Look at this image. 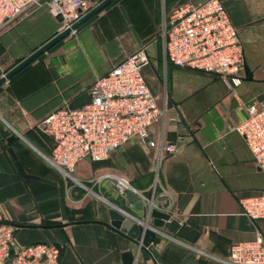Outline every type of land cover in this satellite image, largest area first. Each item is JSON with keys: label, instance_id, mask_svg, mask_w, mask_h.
<instances>
[{"label": "crops", "instance_id": "0c3cea01", "mask_svg": "<svg viewBox=\"0 0 264 264\" xmlns=\"http://www.w3.org/2000/svg\"><path fill=\"white\" fill-rule=\"evenodd\" d=\"M202 1L112 0L81 24L74 37H65L0 86V122L17 138L11 144L0 139V207L14 226L17 246L56 245L60 264H124L126 252L130 264H221L231 246L251 242L257 234L264 241V219L250 221L237 203L264 192V173L253 165L235 131L245 120L246 104H264V0H220L238 30L250 75L246 80L242 71L235 87L164 60L160 29L166 15L179 5ZM59 24L43 4L7 26L0 33V78L55 36ZM139 44L148 57L142 78L165 116L148 130L152 146L132 139L103 161L78 163L74 175L80 170L81 177L75 178L103 202L72 187L48 164L45 157L54 144L38 125L65 104L72 109L88 104L94 79ZM169 144L175 151L158 155L160 145ZM9 150L25 175L44 182L21 175ZM83 162H90L94 173ZM104 175L125 179L146 195L147 204L136 209L125 197L115 196L109 181L100 178ZM113 207L151 231L146 213L163 211L196 237L188 242L155 232L157 258L152 260L108 226L107 211H116Z\"/></svg>", "mask_w": 264, "mask_h": 264}, {"label": "built area", "instance_id": "2783aa9c", "mask_svg": "<svg viewBox=\"0 0 264 264\" xmlns=\"http://www.w3.org/2000/svg\"><path fill=\"white\" fill-rule=\"evenodd\" d=\"M100 1L0 0V32L31 9L43 4L50 16H61L59 32H62ZM160 37L164 60L170 65L217 76L228 87H235L241 82L242 45L238 30L230 23L220 0H203L197 5L183 4L175 7L166 15ZM147 63L144 49H136L110 67L105 74L94 79L88 91V104L77 109L65 104L49 113L38 125L54 144L51 155L45 157L46 161L72 187L94 194L74 176L76 166L81 161H103L131 139L152 146L148 141V130L163 121L165 109L156 104L142 78L141 69ZM244 112L245 120L235 131L248 148L253 165L264 173V104H246ZM175 149L173 144L164 147L160 145L158 155L161 150L170 154ZM100 178L109 181L115 196L124 198L126 193L131 192L142 204H147L146 195L135 191L125 179L112 175ZM98 182L99 179L94 185ZM94 196L107 202L97 194ZM237 203L242 214L250 221L264 219V192L240 198ZM119 213L129 219L125 212L120 210ZM13 233L14 226L5 220L0 207V264H60L58 246L35 244L19 247ZM219 262L264 264L262 237L257 234L251 242L231 246L227 256L219 259Z\"/></svg>", "mask_w": 264, "mask_h": 264}, {"label": "water", "instance_id": "95a60500", "mask_svg": "<svg viewBox=\"0 0 264 264\" xmlns=\"http://www.w3.org/2000/svg\"><path fill=\"white\" fill-rule=\"evenodd\" d=\"M112 0H101L98 4L94 6L89 12L85 13L77 22H75L70 28L58 32L55 36H53L50 40L45 42L43 45H41L38 49H36L34 52H32L28 57L20 61L17 65H15L10 71H8L5 75H3L0 78V86H2L5 82H7L13 75H15L17 72L22 70L24 67L35 61L40 55L45 53L47 50H49L51 47H53L55 44H57L59 41L63 40L65 37L69 36L72 31H75L81 24H83L86 20L94 16L96 13H98L101 9H103L105 6H107ZM119 10L122 12L121 8ZM80 13V10L78 11ZM122 16L126 20V17L124 13L122 12ZM59 23L62 22L61 16H57L55 18ZM130 28V27H129ZM130 31L132 32L133 36L134 32L130 28ZM136 39V37H135ZM139 48H141V45L139 44ZM243 71L244 74L247 75L246 80H250V75L248 74V70L246 66L243 64ZM0 139H4L8 144L13 143L17 138L16 136L12 135L10 131L6 130L3 126V124L0 122ZM145 141V140H144ZM10 154L13 156V159L15 161V165L18 168L21 175L34 179L43 181V179L34 177V176H28L25 175L22 167L17 162L12 150H9ZM126 200L132 204L136 209H140L142 207V203L138 200V198L132 194L131 192H128L125 194ZM110 202L111 199H108ZM108 215V226L112 229L116 230L118 233H121L125 235L128 239H130L135 245L136 249L139 252L148 253L152 260H155L157 258V253L154 250L152 246L153 239L156 235L155 232H163L168 233L170 235H174L180 239H183L188 242H192L194 238L196 237V232L192 231L188 227L179 225L174 220H169V217L166 213L163 211H159L157 209H150L146 213V220L148 218L150 219V228L154 231H151L150 229L143 228L142 225H138L131 221L130 219L124 217L121 213L115 211L114 209H109L107 211ZM124 264H130L131 263V255L129 252H126L124 255Z\"/></svg>", "mask_w": 264, "mask_h": 264}, {"label": "rangeland", "instance_id": "374dc122", "mask_svg": "<svg viewBox=\"0 0 264 264\" xmlns=\"http://www.w3.org/2000/svg\"><path fill=\"white\" fill-rule=\"evenodd\" d=\"M5 29H7V27L3 28V30H2L0 33H2ZM59 29H60V24H59V26L57 27V30L55 31L54 35L57 34V33L59 32ZM76 34H77V32L75 31V32L72 33V34H69V36L74 37ZM161 39H162V38H161ZM51 49H52V47H51ZM51 49H50V50H51ZM50 50H49V51H50ZM18 60H19V59H18ZM18 60L15 61V63H13V64L18 63V62H19ZM146 69H147V68H146ZM146 69H143V70L146 71ZM131 140H132V139H131ZM129 141H130V140H129ZM129 141H128V142H129ZM128 142H127V143H128ZM82 165H83V168H85L86 170H89V171H91V172L94 173L93 168H92V165H91L90 162H83ZM79 171H80V170H78L77 174L74 175V176H76V177H81ZM80 190H81V189H80ZM81 191H83V190H81ZM83 192H84V191H83Z\"/></svg>", "mask_w": 264, "mask_h": 264}, {"label": "trees", "instance_id": "16d2710c", "mask_svg": "<svg viewBox=\"0 0 264 264\" xmlns=\"http://www.w3.org/2000/svg\"><path fill=\"white\" fill-rule=\"evenodd\" d=\"M82 195V193H80V196Z\"/></svg>", "mask_w": 264, "mask_h": 264}]
</instances>
